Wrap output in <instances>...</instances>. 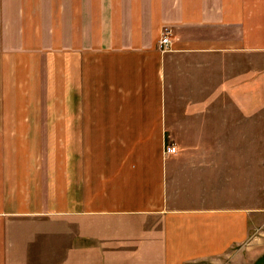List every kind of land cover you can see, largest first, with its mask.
Wrapping results in <instances>:
<instances>
[{
  "label": "crops",
  "instance_id": "obj_1",
  "mask_svg": "<svg viewBox=\"0 0 264 264\" xmlns=\"http://www.w3.org/2000/svg\"><path fill=\"white\" fill-rule=\"evenodd\" d=\"M0 10V264H198L248 245L264 0Z\"/></svg>",
  "mask_w": 264,
  "mask_h": 264
},
{
  "label": "rangeland",
  "instance_id": "obj_2",
  "mask_svg": "<svg viewBox=\"0 0 264 264\" xmlns=\"http://www.w3.org/2000/svg\"><path fill=\"white\" fill-rule=\"evenodd\" d=\"M1 12V10H0ZM1 20V19H0ZM2 62H0V101H5L6 95L5 78L3 76ZM9 100V95H8ZM20 100V95L13 94V99ZM255 168L254 183L251 193L253 194L254 210V233L247 246L235 247L227 255L222 256L217 261L203 262L198 264H264V157H257L264 149V142H255Z\"/></svg>",
  "mask_w": 264,
  "mask_h": 264
},
{
  "label": "built area",
  "instance_id": "obj_3",
  "mask_svg": "<svg viewBox=\"0 0 264 264\" xmlns=\"http://www.w3.org/2000/svg\"><path fill=\"white\" fill-rule=\"evenodd\" d=\"M168 35H169V32H168V31H165V32L163 33V35H162L161 40H160V46H161V49H162L163 51L168 50L169 47H170V40H169ZM165 153H166V154H175V153H176V148L173 147V146H167V147L165 148Z\"/></svg>",
  "mask_w": 264,
  "mask_h": 264
}]
</instances>
